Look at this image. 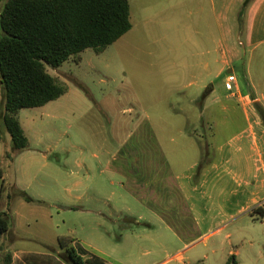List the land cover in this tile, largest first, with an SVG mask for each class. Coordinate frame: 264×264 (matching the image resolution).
I'll return each instance as SVG.
<instances>
[{"label":"crops","instance_id":"obj_1","mask_svg":"<svg viewBox=\"0 0 264 264\" xmlns=\"http://www.w3.org/2000/svg\"><path fill=\"white\" fill-rule=\"evenodd\" d=\"M210 1L220 9L219 36L213 37L210 25L199 43L214 47L202 44L205 48L195 52L194 63L182 67L184 74H199V78L188 75L187 85L172 88L181 97L177 104L164 109L142 103L139 112L121 125L107 118L108 137L92 134L66 147L67 153L77 154L75 159L68 157L67 164L74 162L86 170V156L98 163L101 168L94 176L75 178L66 171V180H31L22 184L23 189L16 187L15 180L13 197L18 192L23 198L17 206L0 180V213L10 220L0 246L12 254L11 264H68L64 248H73L83 264H109L99 251L87 256L82 248L95 249V243L76 236L82 229L108 236L116 226L123 228L126 241L134 239L138 260L154 253L144 247L147 243L164 249L192 234L184 249L203 242L211 256L203 255L202 262L225 264L238 254L237 242H245L243 221L264 223V125L254 109L264 105V87L257 82L258 77L264 81V0ZM4 2L0 0V11ZM214 65L218 77L226 74L224 87L236 68L256 74V82L244 89L235 76L232 90L218 103L225 110L226 104L232 105L244 119L245 127L233 134L214 129L218 117L211 112ZM121 150L125 152L120 158ZM119 162L123 170L116 166ZM33 182L45 193H28ZM53 184L59 187L54 198L48 194ZM24 196L33 202H26ZM70 214L81 221L78 228L66 225ZM117 215H121L119 223ZM25 224L41 230L26 237L20 231ZM225 230V243H208ZM60 240L66 241L64 248L58 246ZM131 245L126 242L129 256Z\"/></svg>","mask_w":264,"mask_h":264},{"label":"rangeland","instance_id":"obj_2","mask_svg":"<svg viewBox=\"0 0 264 264\" xmlns=\"http://www.w3.org/2000/svg\"><path fill=\"white\" fill-rule=\"evenodd\" d=\"M128 2L132 28L117 42L101 54H95L90 49L85 50L80 55L79 63L69 59L56 69L47 68L48 74L59 80L67 91L62 97L43 107L22 109L18 112V120L28 140L26 149H14L0 120V180L4 181V193H10L15 206L23 200L17 196L20 195L18 192L16 197H13L11 185L15 180L16 187L23 189L25 186L22 184L28 185L31 180H66V171L72 173L75 178L94 176L101 167L88 156L86 170L78 168L74 162L67 164L68 157L75 159L77 156L76 152L65 151L69 143L76 144L78 139L84 141L92 134L101 139L108 137L106 119L113 123L120 122L121 125L123 119L139 112L138 107L142 103L146 107L167 109L169 105L177 104L181 98L172 90L174 86L182 83L187 85L190 81L188 75L195 76L198 80L199 74H184L182 67L194 63L195 52L199 48H205L202 44L208 48L214 47V44L199 43V40L208 34L210 25L213 37L219 36V7L211 4L210 0ZM2 36L0 30V39ZM234 74L242 89L256 82V74L253 71L245 73L236 68ZM225 75L218 77L217 67L213 66L210 88L213 89L214 105L211 112L218 116L214 129L233 134L243 129L245 122L240 112L232 105L226 104L229 109L225 110L218 104L224 102V97L229 93L223 83ZM259 81L264 87V81L258 77L257 82ZM152 98L156 100L152 101ZM2 103L3 92L0 87V107ZM254 109L264 125L261 115L264 105L254 106ZM227 115L230 117L226 118ZM124 152L121 150L120 158ZM120 162L116 166L123 170ZM58 190L59 187L53 184L48 194L52 195V198L59 196ZM30 191L28 193L32 195L45 193L44 189L39 190L37 182L30 185ZM66 219V225L76 228L81 223L76 215L70 214ZM116 220L121 222V215H117ZM243 225L241 236L245 242H237L235 249L238 254H235V258L241 261L240 264H264V223L250 224L245 220ZM40 230L36 229L34 224H25L20 228L26 237ZM226 233L227 230L217 233L208 243L212 240L218 244L225 243ZM123 236V228L116 226L108 236H98L82 229L76 237L95 243V249L82 248L87 256L99 255L96 252L99 251L104 254L101 259L109 264H204L201 260L203 255L211 256L203 242L184 249L190 239L194 238L192 234H188L184 235V242L168 243L164 249L152 248L151 243H147L144 247L154 253L148 258L138 260L133 250L134 239L128 238L126 241ZM248 241L253 245L250 246ZM126 242L132 244V256L128 255Z\"/></svg>","mask_w":264,"mask_h":264},{"label":"trees","instance_id":"obj_3","mask_svg":"<svg viewBox=\"0 0 264 264\" xmlns=\"http://www.w3.org/2000/svg\"><path fill=\"white\" fill-rule=\"evenodd\" d=\"M131 28L128 0H5L0 11V120L16 151L28 146L18 112L43 107L67 91L47 68L69 59L79 63L87 49L101 54ZM9 229L10 220L0 213L1 237ZM65 244L60 240L58 246ZM63 258L83 264L73 248H64ZM11 263L12 254L0 246V264ZM225 264H237L235 256Z\"/></svg>","mask_w":264,"mask_h":264},{"label":"built area","instance_id":"obj_4","mask_svg":"<svg viewBox=\"0 0 264 264\" xmlns=\"http://www.w3.org/2000/svg\"><path fill=\"white\" fill-rule=\"evenodd\" d=\"M235 82V76H233L232 74H228L227 77V84L225 85V88L227 91H231L232 90V84Z\"/></svg>","mask_w":264,"mask_h":264},{"label":"water","instance_id":"obj_5","mask_svg":"<svg viewBox=\"0 0 264 264\" xmlns=\"http://www.w3.org/2000/svg\"><path fill=\"white\" fill-rule=\"evenodd\" d=\"M0 236H1V233H0Z\"/></svg>","mask_w":264,"mask_h":264}]
</instances>
